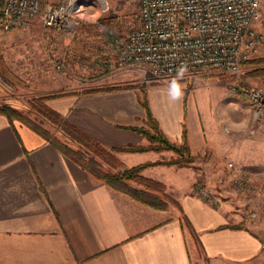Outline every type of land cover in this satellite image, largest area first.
<instances>
[{
    "label": "crops",
    "instance_id": "obj_1",
    "mask_svg": "<svg viewBox=\"0 0 264 264\" xmlns=\"http://www.w3.org/2000/svg\"><path fill=\"white\" fill-rule=\"evenodd\" d=\"M68 41L64 36L63 45ZM166 86H157V97L148 91L155 84L143 88L168 139L181 143L184 131L191 153L212 148L217 156L241 163L246 157L239 150L242 141L215 143V129L201 118L207 106L196 100L193 90L185 88L183 101L170 104ZM81 89L60 91L66 95L47 103L105 148L148 144L132 128L145 125L138 100L141 87L91 93ZM214 108L221 112L223 107L216 103ZM113 154L122 168L175 156L171 150ZM192 166L154 164L140 171V179L160 184L152 188L155 193L163 190L178 203L177 208L156 210L109 187L36 131L17 120L11 124L0 113V264H194L187 232L193 238L195 234L207 264H264V233L228 201L212 206L201 198L195 188L207 186H195ZM132 185L143 187L142 182ZM180 212L193 233L181 227ZM238 223L244 226H229Z\"/></svg>",
    "mask_w": 264,
    "mask_h": 264
},
{
    "label": "rangeland",
    "instance_id": "obj_2",
    "mask_svg": "<svg viewBox=\"0 0 264 264\" xmlns=\"http://www.w3.org/2000/svg\"><path fill=\"white\" fill-rule=\"evenodd\" d=\"M98 1L103 4L104 10ZM93 3L95 7L91 11L94 14L79 19L76 31L68 35L67 46L62 43L64 36H56L38 21L10 30L0 29V102L25 112L58 136L62 134L39 114L41 98H58L62 96L60 91L71 88L111 85L143 88L150 84L156 87L149 88V94L157 97V86L167 84L171 79L156 80L147 68L123 64L118 60V49L128 31L136 24L133 12L137 0H93ZM261 17L264 23V5ZM262 30L264 32V24ZM260 58H264V48L244 60L236 73L221 70L202 72L186 75L182 83L186 91L193 90L196 100L201 99L207 106L201 118L204 125H212L215 129V143L240 139L242 146L239 150L246 152L241 163L227 156H217L218 152L212 148L204 154L191 153L195 158L185 165H193L197 173L195 185L206 184L207 189L219 199L217 205L223 200L228 201L242 214L243 219L254 223L264 233V113L254 114L247 96L251 88L259 89L264 94V72L253 73V69L264 67V61L251 62ZM57 63L62 68L57 69ZM5 67L11 75L6 73ZM50 99L45 103L48 104ZM216 103L223 107L221 112L214 108ZM250 128L252 131L249 132ZM228 162H231L230 166ZM218 176L224 181L222 188L218 186L221 180H218ZM235 178H242L246 186L235 185ZM129 182L140 184L147 181L136 178ZM250 211L258 212L256 220L248 215ZM186 236L194 264H207L195 234L194 238L188 232Z\"/></svg>",
    "mask_w": 264,
    "mask_h": 264
},
{
    "label": "built area",
    "instance_id": "obj_3",
    "mask_svg": "<svg viewBox=\"0 0 264 264\" xmlns=\"http://www.w3.org/2000/svg\"><path fill=\"white\" fill-rule=\"evenodd\" d=\"M263 5L264 0H137L136 24L121 43L118 60L147 68L156 80L172 78L181 64L188 66L186 75L236 73L244 60L264 48ZM94 7L93 0H3L0 27L10 30L38 21L56 36L72 35L79 19L94 14ZM247 96L254 114L264 113V94L251 88ZM233 183L246 186L242 178ZM198 190L210 204L219 203L209 189ZM248 215L256 220L259 214Z\"/></svg>",
    "mask_w": 264,
    "mask_h": 264
},
{
    "label": "trees",
    "instance_id": "obj_4",
    "mask_svg": "<svg viewBox=\"0 0 264 264\" xmlns=\"http://www.w3.org/2000/svg\"><path fill=\"white\" fill-rule=\"evenodd\" d=\"M2 4L3 0H0V10ZM260 61H264V58L251 60V62L253 63H258ZM254 72H264V67L253 69V73ZM6 73L10 74L7 68ZM118 88H123V86L111 85L86 88L82 89L80 92L91 93L95 91H108ZM141 91L142 94L141 96H138V100L145 110V125L134 126L132 128L147 138L148 144L146 145L129 144L125 147H103L96 140L80 130L76 125L71 123L64 115L60 114L58 111L51 108L48 104L45 103L46 100L55 96H46L44 98H41L40 107L38 108L39 114L42 116V118L51 123L55 127V129L58 130L62 135L66 136L69 140L76 143L78 147L71 146L65 139L62 138V136H58L57 134L49 131V129L43 127L42 125L35 122V120L31 119L25 112L7 103L0 102V113L5 115L11 124L14 120H18L36 131L50 144L59 149L63 153V155L74 161L81 168L85 169L93 177L103 181L109 187L124 192L131 199L145 204L153 209L166 210L169 209L171 205L178 206V203L170 195L164 193L163 190L157 193L154 192L155 190L153 191L152 188L154 187L160 188L159 183L152 181L153 184L150 185L151 181L146 180L147 182L142 183L143 187L139 188L130 184L129 181L136 178H141L139 173L143 168L147 166L154 164H176L181 166L191 162L195 158V156L190 152L189 146L186 142L184 131L183 141L181 143H176L168 139V137L159 127L156 118L152 115L149 109L147 100L145 98L144 88H141ZM63 95L66 94H62V96ZM144 150H171L175 153L176 156H173L169 159L161 158L155 161H147L130 167L122 168L120 167V162L113 154L114 151L133 152ZM113 168H117V170L112 171ZM179 222L181 223V227L187 229L189 232H194L188 219L181 212L179 216ZM229 226L243 227L244 225L242 223H238Z\"/></svg>",
    "mask_w": 264,
    "mask_h": 264
},
{
    "label": "clouds",
    "instance_id": "obj_5",
    "mask_svg": "<svg viewBox=\"0 0 264 264\" xmlns=\"http://www.w3.org/2000/svg\"><path fill=\"white\" fill-rule=\"evenodd\" d=\"M189 69L186 64H181L176 69V74L168 82L166 86V98L170 104H178L184 99L185 85L182 81L185 79Z\"/></svg>",
    "mask_w": 264,
    "mask_h": 264
}]
</instances>
